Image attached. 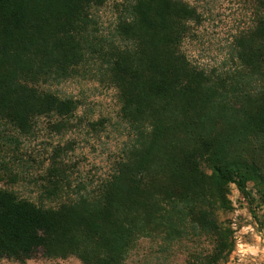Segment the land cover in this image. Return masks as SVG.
Segmentation results:
<instances>
[{"label": "trees", "instance_id": "16d2710c", "mask_svg": "<svg viewBox=\"0 0 264 264\" xmlns=\"http://www.w3.org/2000/svg\"><path fill=\"white\" fill-rule=\"evenodd\" d=\"M106 1L0 0V159L20 144L8 131L31 136L39 118H55L59 131L73 116L77 102L48 87L89 61L104 65L128 129L108 178L75 199H58L56 166L33 180L35 200L21 197L18 175L0 160V261L39 252L124 264L138 239L173 241L190 230L212 241L202 264H217L232 251L217 220L231 210L229 186L251 204V183L264 201V0H254L237 76L208 73L182 52L200 19L184 0H120L113 38L122 45L97 36L94 10Z\"/></svg>", "mask_w": 264, "mask_h": 264}, {"label": "rangeland", "instance_id": "374dc122", "mask_svg": "<svg viewBox=\"0 0 264 264\" xmlns=\"http://www.w3.org/2000/svg\"><path fill=\"white\" fill-rule=\"evenodd\" d=\"M184 1L195 8L200 19L190 24L182 52L194 66L208 73L237 76L244 69L237 59L241 38L255 25L254 0ZM119 2L107 0L103 7L94 10V18L101 40L122 45L113 38L115 4ZM102 66L99 60L89 61L77 69L74 77L48 87L78 104L73 116L63 120L59 131L53 129L55 118L37 119L31 136L8 131L20 144L16 150L12 146L2 149L0 160L18 175L19 181L12 188L21 197L35 200L38 191L32 182L44 176L51 166L58 168L64 187L58 198L61 201L94 194L97 185L111 174L128 142V129L119 118L117 93L109 86ZM56 148L60 150L55 151ZM4 179L0 180V187ZM247 187L255 201L248 204L230 185L231 210L217 212L218 222L230 230L232 241V251L217 264H264V201L258 200L251 183ZM186 232L173 241H167L163 235L138 239L124 264H202L212 252V241L192 235L190 230ZM0 264L82 263L74 256L47 259L36 252L23 262L4 258Z\"/></svg>", "mask_w": 264, "mask_h": 264}]
</instances>
